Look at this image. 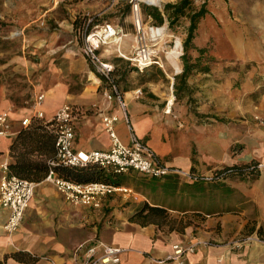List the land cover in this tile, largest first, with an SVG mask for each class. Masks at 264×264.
I'll return each instance as SVG.
<instances>
[{
	"label": "crops",
	"instance_id": "obj_1",
	"mask_svg": "<svg viewBox=\"0 0 264 264\" xmlns=\"http://www.w3.org/2000/svg\"><path fill=\"white\" fill-rule=\"evenodd\" d=\"M241 2L242 7L247 6L253 14L257 7L261 11V17H254L247 23L252 25L260 36L247 40L243 38L230 40L233 49L236 47L232 57L264 62V0ZM126 8L125 17L131 18L130 22L133 25L130 5H126ZM205 18L206 16L201 21L204 22ZM221 22L220 19L213 23L207 20V25L211 26L207 30L200 22L195 43L205 46L211 37L213 42H220L219 38L215 39L217 35L214 25ZM127 34L123 30L121 43L128 40L125 38ZM135 46L136 43L135 45L133 43L132 48ZM104 49L99 51L101 59L112 64L115 72L117 65L115 61L118 59L113 58H116L115 56L118 58V55L113 53L114 57L109 59L111 51ZM225 56L227 55L221 50L215 55L220 59ZM120 60L124 62V59ZM79 63V71L87 73L85 82L80 83L76 90H70L73 85L66 71L63 75L60 73L53 76L44 90L45 99L37 108L43 111L44 117L41 120L44 121L51 118L63 103L72 105L75 128L73 147L76 151L109 148L111 140L102 119L103 115L107 114L118 118L114 123V130L122 142L128 143L133 133L151 146L165 164L179 169H194L199 165L196 161L198 156L194 159L195 155L185 147L179 146L177 150L175 148V132L184 130L180 129L177 123L187 125L188 121L195 120V116L187 113L185 101L182 102L176 97L175 104L169 105L170 97L165 99L149 86L143 87V95L135 97L133 93L135 87L118 84L127 103L125 119L118 102L105 99L103 91L109 84L91 66L90 71L85 70L88 63L84 58H81ZM169 67L174 71L172 63L168 60L164 69ZM207 99L208 103L215 100L212 95L207 96ZM165 100L166 102L168 100L167 104H164ZM44 102L49 105L48 108L42 107ZM13 104L14 101L7 96L5 88L0 86V112ZM167 107H170L169 112L165 111ZM35 112V108L18 105L9 111L10 132L6 136H0V164L4 160L12 161L9 155L12 139L21 128L28 125L27 122L24 123L25 121L30 122L31 118L36 116ZM200 112H203L201 113L203 116L207 114L202 110ZM206 127L209 128L204 124L198 129L206 130ZM226 149L210 147L202 154V158L207 162L214 159L219 162L216 166L215 162L208 167L209 170L256 160L252 157L246 161H238L236 156L229 157ZM104 172L109 174L106 170ZM1 173L0 166V176ZM176 176L154 178L134 170L113 176L112 178L120 181L119 185L133 189L139 198L129 201L128 205L125 204L126 199L119 202L117 196L103 198L100 206L111 208L107 216L100 206L91 209L88 206L71 204L53 183L43 178L36 182L34 195L25 210L21 224L10 234L3 228L8 211L0 204V260L4 261V264H28L10 255L21 250L40 256L35 262L31 260L30 263L33 264H76L71 258L72 251L79 245H90L95 240H100L123 248L118 263L101 264H264V243L246 241L242 236H237L246 232L245 225L251 220L253 228L250 232H259L264 237V170L260 169L258 177L254 178H224L210 183L194 182L192 179L183 181ZM143 202L151 206H162L171 216L189 219L191 223L185 226L183 231L170 232L153 223L140 225L132 221L130 216ZM195 217L201 219L198 224L193 222ZM174 245L192 247V251L183 254L181 263L177 260H167L174 251ZM5 255L8 256L5 258ZM81 256L79 254V261Z\"/></svg>",
	"mask_w": 264,
	"mask_h": 264
},
{
	"label": "rangeland",
	"instance_id": "obj_2",
	"mask_svg": "<svg viewBox=\"0 0 264 264\" xmlns=\"http://www.w3.org/2000/svg\"><path fill=\"white\" fill-rule=\"evenodd\" d=\"M169 1L178 0H157L154 2L157 5H148L145 0H141L140 3L162 10L163 4ZM202 1L205 0H193V3L198 7ZM206 4L210 12L204 22L201 21L202 27L207 30L211 27L207 25V20L213 23L220 19L221 24L214 25L217 35L215 39L219 38L220 42H213L211 37L206 43V52L198 62L203 65L206 57L213 58L206 63L210 71L206 74L192 71L186 78L188 87L182 92L183 97L179 99L185 101L187 113L195 116L196 121H188L187 125L177 123L180 129L184 130L175 132V148L177 150L179 146L185 147L195 155L194 159L199 157L196 159L199 165L194 168V173L199 175H210L212 171L208 167L215 162V166L219 164L216 159L207 162L202 158V154L210 147L227 148L229 157L236 156L238 161H246L253 157L258 160L260 169L264 170V62L232 57L236 47L233 49L230 43V40L235 41L237 38L244 40L259 38V33L247 23L254 17H261V11L257 7L253 14L247 6L242 7L241 0H206ZM126 5H130L129 0H0V86L5 88L7 96L14 101V104L5 110L10 111L17 105L37 110L36 96L44 93L43 102L44 90L50 79L60 73L63 75L65 71L73 85L70 90L79 88V84L85 82L87 77L86 72L83 74V71H79L80 59L84 58L88 63L85 66L86 71H90L91 66L82 52L85 27L92 28L105 22L118 25L128 33L125 36L128 39L126 42L124 40L118 45L105 47L111 51L109 59L115 54L118 55V58L117 56L113 58L118 59L115 61L117 65L114 72L117 83L135 89L140 88L142 95L144 86L152 87L165 99L170 97L169 105L173 106L176 101L174 83L180 85V80L176 76L179 77L183 70L181 55L188 18L181 17L170 27L165 18L163 22H159L153 15L148 14L143 6L141 7L139 35L148 37L151 27L163 30L160 42L154 46L161 57L162 67L153 64L143 71H138L128 60L122 58L117 50L120 49L121 53L129 55L134 50L133 43L134 45L136 43L137 30L130 22L131 18L125 17L128 8ZM76 21L77 23L81 21V29H74ZM177 42L179 45L176 49ZM218 50L227 56L222 59L215 57ZM175 51L178 53L177 61L180 66L177 73L170 67L164 69L169 56L172 57ZM196 55L197 52L191 54L192 61ZM120 58L124 59L125 63ZM93 66L95 72L101 74L94 64ZM209 95H212L213 99L218 98L208 103ZM165 103L167 104L168 100L167 102L165 100ZM42 107L48 108L49 105L44 102ZM201 110L207 113L206 116L201 115L203 113ZM204 124L209 126L206 127L209 131L198 129ZM205 163L210 165L207 166ZM181 170L190 173V168ZM176 177L183 181L191 180L186 174ZM111 196H117L119 202L126 199V205L130 203L129 201L139 198L133 189L127 192L116 191L103 198L110 199ZM99 206L88 207L92 209L100 208ZM100 209L105 210V216L111 211L107 206ZM200 221L198 217L193 218L194 224ZM252 228V222L248 220L245 225L246 232L237 236H242L246 241H257L256 237L260 240L264 238L256 232L251 233Z\"/></svg>",
	"mask_w": 264,
	"mask_h": 264
},
{
	"label": "built area",
	"instance_id": "obj_3",
	"mask_svg": "<svg viewBox=\"0 0 264 264\" xmlns=\"http://www.w3.org/2000/svg\"><path fill=\"white\" fill-rule=\"evenodd\" d=\"M141 0H129L130 13L133 18L134 27L137 30L136 46L129 55L121 53L119 55L128 60L138 71H143L150 65L162 67V60L154 46L160 42L163 30L159 27H151L148 37L140 36L141 26ZM148 5H156L146 1ZM160 30V31H159ZM123 31L118 25L109 22L95 25L92 28L85 27L82 42L83 54L97 67L100 73L108 78L113 70V65L104 62L101 59L100 50L112 44H120ZM105 99L108 101L116 100L124 112L127 119V103L116 83H111L103 91ZM142 91L140 88L134 90L138 97ZM44 98V93L36 96V104L39 106ZM170 111V107L165 109ZM36 117L43 119V111L38 109L35 112ZM106 131L109 134L111 145L104 150H75L73 147L75 139L74 128V110L70 103H63L56 109L52 117L44 120V124L53 128L55 132L54 154L48 159V171L44 180L53 183L61 192L64 198L74 205H85L98 207L101 199L113 192H127L130 188L117 185L113 182L92 181L87 183H78L60 176L54 169V166H72L83 167L87 164H96L113 175L125 173L134 170L140 174L163 178L169 175L186 174L190 179L189 173L182 171L177 167L170 166L161 161L155 150L146 142L131 133L130 141L124 143L118 137L114 130V123L117 121L115 115H103L102 117ZM29 124V121L24 123ZM10 132L9 111L0 112V136H6ZM2 173L0 176V204L7 209L8 215L3 225L4 230L10 234L17 230L21 224L26 208L34 195L36 182L18 177L13 174L9 168V162L4 160L0 164ZM209 179V175L204 177ZM193 180V179H192ZM264 243V239L255 238ZM192 251V247H181L174 245V251L167 257V260L183 261V254ZM123 248L115 245L103 243L95 240L90 245H79L71 254V258L76 264H101L118 263ZM82 258L79 261L78 256ZM163 261V260H162Z\"/></svg>",
	"mask_w": 264,
	"mask_h": 264
},
{
	"label": "trees",
	"instance_id": "obj_4",
	"mask_svg": "<svg viewBox=\"0 0 264 264\" xmlns=\"http://www.w3.org/2000/svg\"><path fill=\"white\" fill-rule=\"evenodd\" d=\"M148 14L153 15L159 22H163L164 18L168 22V26L172 27L181 17L188 18V24L185 27V37L183 39V54L181 55L183 61V70L180 76H176L180 80V85L174 83L176 97H181V94L188 87L186 78L192 71L209 72L210 67L206 64L213 60L211 57H206L201 65L198 62L201 56L206 52L207 45L199 46L195 43V37L198 34V27L201 20L209 14V9L206 0L195 7L193 0H178L176 2H166L163 4L162 10L157 7L148 6L141 3ZM77 24V25H76ZM81 21L74 22V29H81ZM197 52L195 60H191V54ZM89 60V59H88ZM90 61V60H89ZM91 68L94 69L93 63L90 61ZM114 69L111 75L106 78L102 74L101 77L108 84L116 83ZM54 140L55 132L53 128L47 127L40 118L33 116L30 123L21 128L9 146V155L12 161L9 162V168L13 174L18 177L25 178L34 182L42 180L48 171L47 161L54 154ZM53 169L62 177L70 179L78 183H87L92 181H104L120 183L113 177V174L108 175L104 169L96 164H87L83 167L72 166H54ZM260 171L259 162L257 160H250L248 162L234 163L231 165H224L220 168L212 170L209 179H205L204 175L194 173V169L190 168V176L194 182H215L224 178H254L258 177ZM132 221L140 225H147L150 223L156 224L158 227L166 231H183L185 226L191 223V220L183 218H176L169 214L166 208L162 206H151L146 202L139 204L135 212L130 216ZM259 233V232H258ZM260 234V233H259ZM264 239V238H263ZM13 258L30 263L40 259V256L31 255L27 251L17 250L10 254ZM8 255H5V258ZM0 264L4 261L0 260Z\"/></svg>",
	"mask_w": 264,
	"mask_h": 264
},
{
	"label": "bare ground",
	"instance_id": "obj_5",
	"mask_svg": "<svg viewBox=\"0 0 264 264\" xmlns=\"http://www.w3.org/2000/svg\"><path fill=\"white\" fill-rule=\"evenodd\" d=\"M145 1H148V0H145ZM152 1H153V2H152ZM148 2L157 5V3H154V2H157V0H149ZM159 31H160V30H159ZM178 45H179V43L177 42V43H176V49L178 48ZM172 54H173L172 57L169 56V61H170V62L172 63V65H173L174 72L177 73V72H179V70H180V68H179V66H178V64H177V55H178V53L175 51V53H172ZM164 68H165V67H164ZM169 102H170V101H169Z\"/></svg>",
	"mask_w": 264,
	"mask_h": 264
}]
</instances>
